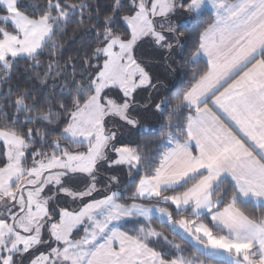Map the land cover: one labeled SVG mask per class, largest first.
<instances>
[{"label":"snow or ice","instance_id":"obj_1","mask_svg":"<svg viewBox=\"0 0 264 264\" xmlns=\"http://www.w3.org/2000/svg\"><path fill=\"white\" fill-rule=\"evenodd\" d=\"M89 9L87 0H0V83L21 60L42 84L62 76L58 34L76 16L96 40L61 99L3 93L0 264H264V211H249L264 210V0H112L96 20ZM192 26L188 63L204 67L170 110L166 98L154 105L167 113L156 153L116 146L108 125L137 128L135 93L156 88L138 44L170 54ZM105 163L127 168L130 194L111 190V176L94 195ZM84 177L82 189L68 183Z\"/></svg>","mask_w":264,"mask_h":264},{"label":"trees","instance_id":"obj_2","mask_svg":"<svg viewBox=\"0 0 264 264\" xmlns=\"http://www.w3.org/2000/svg\"><path fill=\"white\" fill-rule=\"evenodd\" d=\"M90 4V11L94 14L92 16L93 20L98 19L95 13H99V18H102L106 13L109 12L111 7L112 0H87ZM37 3H43V0H37ZM127 12V9H125ZM80 19L79 16L74 17L67 24L66 28L62 33L58 34V40L62 44L61 50L57 53L55 59L60 62L62 68H65L66 71L63 72L62 76L56 78L55 80L49 79L46 84L40 83L38 80H35L34 71L30 68V62L26 60H21L18 64H16L11 71V79L8 83H0V105L6 103L3 99V93H6L9 88L15 91L19 88H28L31 90L32 94L36 96L39 101L43 97H50L53 101L61 99V92H67L68 87L71 86V77H72V69L73 65H75V70L77 76L79 78L80 73L83 71V59L89 54L96 43L94 32L90 30L89 25L85 24L81 27H77V21ZM85 21L88 20L87 12L84 15ZM207 20V17H205ZM185 25L187 24L184 22ZM118 31H126V25L122 22L118 21V27L116 28ZM199 28L196 26H192L190 31H186L185 37H183L184 47H177L172 53L163 52L159 55V61L162 65L160 68L165 73V70L170 72V76L167 78L166 82L163 81L160 84L156 83V88L149 89L146 92L140 90L137 94L141 93L144 96V99L147 100L146 104H135L134 106L139 107L136 115L134 117L138 119L139 125L137 128H130L132 131H137V136L133 140H122L123 133L119 130L118 124L122 123V121L117 120V126L111 127L112 131L117 132V140L114 141L116 146H121V144H126L132 147H139L142 154L145 156H151L156 153L157 146L161 143L162 133H164L167 129L165 128L167 113L165 115H160L159 112L156 111L154 105L156 104L153 101V97L155 93H158V88L163 90V93L159 94L156 98L158 100L168 99L171 101L168 108L169 110L174 104L175 97L182 94L189 86L191 82V78L194 72L202 70L203 64H189L188 63V55L190 53L191 48L194 45V42L197 38ZM175 56L176 60L174 62V69H171V65H169V59ZM71 58V59H69ZM44 63L38 69L41 73L44 72V67L48 62L47 53H45L44 57H42ZM164 67V68H163ZM86 75V73H85ZM117 92V91H116ZM160 98V99H159ZM8 113H12L13 109L7 108L5 109ZM24 117H20V121L23 122ZM128 126V125H127ZM55 127V126H50ZM142 127H148L145 131H140ZM3 151L2 145H0V152ZM30 162V161H29ZM138 182V181H137ZM126 192L130 194V192L134 189V185L125 184ZM124 191V190H123ZM249 211L253 213L259 214L262 209H258L255 207H249ZM128 228H132V223L126 225ZM159 228V225H154ZM165 230L166 229H162ZM169 239H173L174 236L172 233H167ZM177 242L183 244V241L179 240ZM185 252L187 255H193V250L191 248H186Z\"/></svg>","mask_w":264,"mask_h":264},{"label":"rangeland","instance_id":"obj_3","mask_svg":"<svg viewBox=\"0 0 264 264\" xmlns=\"http://www.w3.org/2000/svg\"><path fill=\"white\" fill-rule=\"evenodd\" d=\"M189 14L187 13H180L175 17V21H183L188 23L187 20H185V17L188 16ZM174 21V22H175ZM161 51L167 52L166 50H160L157 49L153 44L148 42L147 40L141 41L136 50H135V56L138 60L139 63L142 64V66L145 67V69L150 73L152 76V81L154 84L158 83L160 84L161 82L167 80V78L170 76V72L168 70H165V73L163 72L160 68L161 62L159 61V55L162 54ZM176 58L173 56L171 59H169V65H171V69H174V62ZM164 68V67H163ZM151 89V87H146V88H141L138 89V91L142 90L146 92L147 90ZM117 91V92H116ZM135 93V104H146V101L144 99V96L139 93ZM159 94L163 93V90L159 89L157 90ZM155 93L153 97V101L156 103H159L161 100L156 99L159 94ZM112 95L115 99L119 100L121 98V95L118 90H113ZM160 99V98H159ZM139 107L134 106V111L132 112V115H136L137 110ZM118 120V119H117ZM117 120L114 121V123H110L108 126L109 128L117 126ZM119 130L123 133V139L122 140H133L137 136V131H132L130 130L131 126L124 125L122 123L118 124ZM148 127H142L140 131H145L147 130ZM110 158H114V153H110ZM99 167V172L97 174V187L100 190L98 193H94L95 196L98 198L102 196V194L105 193V189L109 186L110 182V177L111 176H116L118 177V183H111V190L113 191H119L121 192L122 196H126L129 193L126 192L125 184H130V178L128 175V170L124 166H114L109 168L107 164H103L102 166ZM79 175V174H78ZM87 178H80V179H73L68 181V183L76 188L82 189L85 184H86ZM124 190V191H123ZM68 198H62L61 203H65V201ZM73 207H75V204H72ZM25 264H27V258H24Z\"/></svg>","mask_w":264,"mask_h":264}]
</instances>
